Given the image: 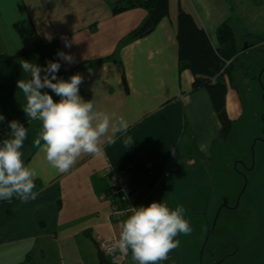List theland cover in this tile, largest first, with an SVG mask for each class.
<instances>
[{"label": "crops", "instance_id": "0c3cea01", "mask_svg": "<svg viewBox=\"0 0 264 264\" xmlns=\"http://www.w3.org/2000/svg\"><path fill=\"white\" fill-rule=\"evenodd\" d=\"M125 1L0 0V55L24 50L20 56L0 60V114L5 117L0 143L11 131L9 121L28 128L23 159L38 172L34 191L39 193L26 203L16 198L0 201V264L22 263L28 253L32 264H104L98 259V245L119 234L123 221L111 217V200L101 197L110 182L99 170L107 164L120 169L131 162L160 164L163 172L150 189L127 174L135 203L139 207L163 200L170 208L182 204L192 228V213L206 195L200 184L205 162L212 161L214 145L221 140L220 122L207 89L192 90V72L179 69L177 14L179 9L190 12L216 45L218 26L231 21V4L169 0L168 14L154 29L133 37L131 32L147 11L140 5L113 11ZM58 52L72 55L75 63L59 59ZM20 60L41 67L58 61L57 76L65 80L80 74V96L93 99L97 110L124 117L127 133H117L114 144L105 143L103 155H82L69 172L58 173L32 146L41 122H28L23 111L26 101L17 81L30 74L22 71ZM42 91L60 99L50 89ZM230 94L227 86L225 105L231 118ZM129 136L133 143L126 147ZM176 239L180 245L168 254L166 264H201L193 228ZM127 258L133 264L130 252Z\"/></svg>", "mask_w": 264, "mask_h": 264}, {"label": "clouds", "instance_id": "9594fccd", "mask_svg": "<svg viewBox=\"0 0 264 264\" xmlns=\"http://www.w3.org/2000/svg\"><path fill=\"white\" fill-rule=\"evenodd\" d=\"M65 46L71 47V44L65 41ZM57 55L69 64L75 63L70 54L58 52ZM19 63L22 71L30 74V78L17 81V88L26 101L23 111L28 122H41L32 146L44 153L48 164L58 173L69 172L82 155H103L105 143L114 144L117 133H127L129 123L124 117L97 110L93 99L80 96L79 87L83 82L80 74H73L68 80L58 78L61 68L58 61H48L45 67L27 60ZM42 89H50L60 99L55 101ZM4 120L0 114V122ZM8 123L11 131L0 143V201L16 198L26 203L39 195L34 191L38 172L23 159L28 128L17 120ZM124 143L126 147L131 145L132 137ZM186 211L182 204L170 208L163 200L129 207L130 215L121 221L112 250L123 256L130 252L133 264H162L179 247L180 241L176 238L192 231Z\"/></svg>", "mask_w": 264, "mask_h": 264}, {"label": "rangeland", "instance_id": "374dc122", "mask_svg": "<svg viewBox=\"0 0 264 264\" xmlns=\"http://www.w3.org/2000/svg\"><path fill=\"white\" fill-rule=\"evenodd\" d=\"M228 2L239 49L231 82L224 74L232 124L205 162L192 228L201 264H264V0Z\"/></svg>", "mask_w": 264, "mask_h": 264}, {"label": "trees", "instance_id": "16d2710c", "mask_svg": "<svg viewBox=\"0 0 264 264\" xmlns=\"http://www.w3.org/2000/svg\"><path fill=\"white\" fill-rule=\"evenodd\" d=\"M144 7L147 14L141 24L131 32V36L138 37L149 33L154 29L161 18L169 11V0H126L113 7V11H120L131 6ZM177 54L179 69H189L193 76L191 89L205 87L209 93L215 113L220 122V138L224 139L231 128L232 120L229 117L225 95L227 81L224 74L232 80V70L239 53L235 35L229 22H222L217 28L216 45H213L205 30L197 24L190 12L179 9L177 14ZM24 50L4 57L0 60L12 59L23 54ZM229 61L226 65V62ZM222 70V71H221ZM212 77H214L212 80ZM124 79V76H123ZM131 180L135 182L145 181L150 189L163 172V167L157 163L131 162L121 167ZM106 256L98 251V259L101 263L110 264ZM19 264H32V255L27 254L24 261Z\"/></svg>", "mask_w": 264, "mask_h": 264}, {"label": "built area", "instance_id": "2783aa9c", "mask_svg": "<svg viewBox=\"0 0 264 264\" xmlns=\"http://www.w3.org/2000/svg\"><path fill=\"white\" fill-rule=\"evenodd\" d=\"M99 174L107 175L109 178L110 185L108 191L101 197L105 196L111 200V217L125 220L130 215L129 207H138L135 203V193L129 185L127 173L120 168H114L107 164L99 170ZM117 238L118 234L113 233L102 240L98 248L105 256H108L110 264H131L127 256H123L118 251L112 250ZM162 264H166V260Z\"/></svg>", "mask_w": 264, "mask_h": 264}]
</instances>
